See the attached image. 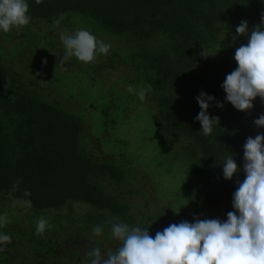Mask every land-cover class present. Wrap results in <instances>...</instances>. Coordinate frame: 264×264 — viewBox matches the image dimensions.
Listing matches in <instances>:
<instances>
[{"label":"trees","instance_id":"obj_1","mask_svg":"<svg viewBox=\"0 0 264 264\" xmlns=\"http://www.w3.org/2000/svg\"><path fill=\"white\" fill-rule=\"evenodd\" d=\"M27 2L30 23L19 32L0 31L5 41L13 36L23 38L11 43L10 58L18 67L24 64L23 69L15 68L0 51V216L10 220L0 227V233L11 237V243L0 252V264H84L82 252L92 250L96 237L93 227L103 226L102 234L94 240L102 242L108 239V227L117 220L148 229L153 238L160 229L163 217L146 215L148 221H134L130 206L108 189L109 184L130 182L133 166L124 156L116 159L90 146L97 143L91 128L84 127L89 114L86 96L81 95V110L75 113V108L49 97L48 84L31 68L42 46L54 45L47 30L60 25L67 31V27L75 26V17L91 23L98 39H111L106 42L111 45L110 52L100 55L95 65H84L86 69L97 78L103 76V70L124 64L132 66V79L121 78L128 86L137 91L151 85V92L139 101L152 103L144 105L157 120L155 132L164 156L170 154L169 146L181 143L175 154L185 167L189 200L197 209L220 210L226 221L227 213L234 211L237 181L246 177L243 146L248 137L264 133V128L253 123L264 114V101L257 97L247 112L226 101L221 85L238 65L234 57L218 53L217 48L226 32H230L231 40L242 36L236 33L241 21L248 23L249 32L261 23L264 0ZM56 20L60 23L55 24ZM25 43L36 45L39 51L25 52V57L18 59ZM201 92L224 105L221 109L214 106L215 101L210 103L208 114L219 117L210 136L203 135L201 124L195 120L201 111L196 100ZM124 93L127 99L136 95ZM120 101H114V105L130 110L128 100ZM105 123L111 128L110 121ZM228 156H233L241 169L232 180L223 178V163ZM17 179L21 182L13 192ZM25 191L31 193L30 197H24ZM21 199H30L32 207L18 203ZM76 204L86 210L76 212ZM107 213L113 216L112 222L106 219ZM40 217L51 224L43 235L36 234ZM83 240L86 244L78 246Z\"/></svg>","mask_w":264,"mask_h":264},{"label":"clouds","instance_id":"obj_2","mask_svg":"<svg viewBox=\"0 0 264 264\" xmlns=\"http://www.w3.org/2000/svg\"><path fill=\"white\" fill-rule=\"evenodd\" d=\"M41 3L42 0H36ZM27 0H0V31L17 32L32 20L29 15ZM59 24L60 21H54ZM238 35L247 36V44L236 48L234 59L238 65L226 75L221 87L226 93V101L239 111H249L254 107L253 101L259 97L264 101V14L261 23L253 26L249 34L246 21H241L236 28ZM237 37H232L235 43ZM61 41L65 55L60 58L62 68L70 57L77 58L85 65H95L100 55H107L111 45L105 43L89 30L78 29L74 33L62 32ZM204 57L208 55L202 53ZM151 85L139 91L128 86V92H135L140 101L146 93L151 92ZM9 99H14L9 97ZM201 111L195 120L201 124L204 136H210L214 125L219 124V117L210 116V103L223 108V103L214 96L201 92L196 97ZM257 128H264V114L253 121ZM243 171L245 179L237 181L238 187L233 193L234 211L227 213V220L200 219L194 216V222L181 221L170 224L163 231H157L153 238L148 229L139 226L130 227L117 220L111 224V235L120 242L115 251L102 254L99 247L90 250L88 264H264V133L255 138L248 137L244 144ZM233 156L226 157L223 163V178L232 180L239 173ZM20 179L13 185L12 191L18 190ZM31 193L24 192V197ZM26 208H31L30 199L17 201ZM10 220L6 215L0 216V227ZM51 228L49 221L40 217L37 220L36 234L43 235ZM103 226L92 229L93 236H100ZM11 243V237L0 233V252Z\"/></svg>","mask_w":264,"mask_h":264},{"label":"rangeland","instance_id":"obj_3","mask_svg":"<svg viewBox=\"0 0 264 264\" xmlns=\"http://www.w3.org/2000/svg\"><path fill=\"white\" fill-rule=\"evenodd\" d=\"M75 22L78 25L67 27L66 32L74 33L78 29L92 31V24L87 23L85 19L75 17ZM59 26H53V30L49 32L47 30V33L52 34L49 40L54 45L52 43L48 46L43 45L39 58L32 63V67H29L39 72L41 81L48 84L49 97H54L65 105L75 108V113L81 110L78 104V100L81 101L84 98H81V95L86 96V107H89L86 113L89 111V114L85 117L84 127L87 130L91 128L92 137L97 143L93 142L90 146L116 159L124 156L133 166L130 182L107 185L108 189L116 192L130 206L132 219L136 222L148 221L149 218L146 215L153 217L159 215L163 219H160L158 231H163L170 224H178L181 221L192 223L194 216L200 219L224 221L220 210L197 209L189 200L185 167L175 154L178 151L176 148H180L181 143L176 142L169 146L170 154L166 155L167 158L164 156V147L160 143V137L155 132L158 125L157 120L154 118L153 111L144 105L149 100L140 103L137 95L126 98L128 94L124 92H128V85L121 78L126 77L129 81L132 79V66L119 64L115 69L103 70L102 77L93 78L92 72L86 69L88 67L73 56L62 68L59 60L65 55V49L61 46L63 45L61 33L65 31H62ZM1 34L0 32V51L5 55L6 61L12 63L15 68L23 69V63H19L18 67L10 58L11 43H19L23 38L13 36L11 40L5 41L2 40ZM92 34L95 35L96 32L93 30ZM229 34L230 32H226L221 36L222 41L218 45L217 52L234 57L236 48L242 44L246 45L249 37L241 36L233 43ZM99 39L105 43L111 40L108 37ZM32 50L39 51V47L25 43L19 51L20 58L18 59L24 58L25 52H32ZM101 58L98 57V61ZM45 90L46 88L43 89V92ZM139 90L140 88L137 91ZM65 91L72 98L66 96ZM124 100H128L130 107L128 111L121 110L120 104L114 105V101L123 103ZM149 104L152 103L149 102ZM106 121L112 123L111 128L106 127ZM75 208L76 212L86 210L82 204H76ZM18 212L21 213L20 209ZM106 219H110L112 222L113 216L107 213ZM105 233L108 237L107 240L94 241L97 239L96 236L91 244L93 248L99 247L102 254L115 251L120 244L119 241L112 238L111 226ZM85 244V240L77 243L78 246L82 247ZM88 252V250L82 252L81 257L84 264H88Z\"/></svg>","mask_w":264,"mask_h":264}]
</instances>
